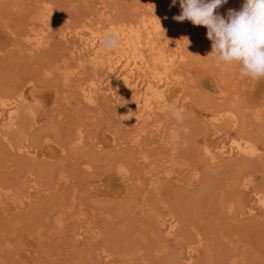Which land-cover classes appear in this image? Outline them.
Wrapping results in <instances>:
<instances>
[{
  "label": "rangeland",
  "instance_id": "rangeland-1",
  "mask_svg": "<svg viewBox=\"0 0 264 264\" xmlns=\"http://www.w3.org/2000/svg\"><path fill=\"white\" fill-rule=\"evenodd\" d=\"M181 11L179 0H0V99L23 97L16 126L0 128V264H264V207L253 197L264 189V79L202 53L207 29L174 20ZM149 18L177 56L164 100L182 108L189 132L175 139L177 122L157 106L129 123L132 104L105 92L104 69L73 34ZM32 30L44 33L40 48L24 39ZM91 80L95 104L79 90ZM235 136L257 156L221 155Z\"/></svg>",
  "mask_w": 264,
  "mask_h": 264
},
{
  "label": "bare ground",
  "instance_id": "bare-ground-1",
  "mask_svg": "<svg viewBox=\"0 0 264 264\" xmlns=\"http://www.w3.org/2000/svg\"><path fill=\"white\" fill-rule=\"evenodd\" d=\"M168 1L172 3V0H168ZM43 16L44 15H42V17ZM160 29H161V25L156 20V18L155 19L149 18L147 20L141 19L140 21L136 23H129L128 25L111 24V25H108V27L106 26V28L104 29H95V30L90 29L89 27H86L84 25L83 26L81 25V26L74 28V31H73L74 36L78 39V41L81 44V50L84 51L87 57L89 58L88 63H90L91 67L94 70L99 67L104 69L107 75V78L105 79L106 80L105 83L107 86L104 87L106 88L105 92H107L114 100H116L117 97H122L125 100L126 99L128 100L127 101L128 104H132V106L128 108L127 112L124 111L126 113L125 115H123L125 117H131L132 120L129 122L130 124L132 121L137 122V120L143 119L144 116L150 117L149 116L150 112L154 109L155 106H157L156 108L160 111L161 110L163 111L164 106H165L164 93L168 91L164 92V90L165 88L167 89V86L169 85V80H170L169 72H171L170 70L173 68L175 64V60L177 59V56L176 54H172V53L171 55H168L165 52V50L162 48V46L160 45V42L158 44L155 41V37L160 35ZM66 30L68 31V29ZM32 31L30 32V34L25 35L24 39L29 44H32L35 48H40V46L44 44L43 43L44 33H35L34 31L33 32ZM68 33H66L65 35H71ZM109 35H114V36L119 37L120 44L116 50L106 53L103 49V41H104V38ZM200 50L202 53L206 55H209L212 57L215 56V54L212 53L211 41L208 39L207 41L201 44ZM67 73L69 75L70 72L67 71ZM171 80L173 81V79ZM86 85L81 86L79 89L81 92L82 98L83 100H85L86 102L90 104L94 103V98L96 97L98 91H100L98 87L99 83L93 82L91 80V82H89V84H86ZM22 100H23V97L21 95H15L13 97L11 96V98L5 96L4 98L0 99V128L3 122L7 123V130L9 129L12 130L11 128L16 126L14 124L20 116L19 105ZM225 113L229 117H232L234 115L233 111H227ZM213 120L216 121L215 118ZM23 130H26V129H23ZM74 131L75 132L73 134V137L70 139H71V143L77 146L82 143L83 137L81 136V132L78 129ZM137 137H133L134 141L138 140L136 139ZM26 149L27 148L22 145V147H19V149L17 150L21 152ZM217 149L218 151L221 152V155H227L229 157L230 156H241V157H246V158H253L258 152L255 144L251 140H249V138H246L244 136L231 137L227 144H224L221 147H218ZM202 150L205 156L209 155V149L206 146L203 147ZM26 153L28 154V151H26ZM118 171L121 173L124 171V168L119 167ZM245 179L246 178L241 177V180H243L244 183L246 182ZM244 183L242 185H244ZM31 187L29 186L30 190H31ZM242 187H244L245 189V185ZM254 193L255 195L253 197H255L256 205L261 208L264 207V189H260L258 190L257 193L256 192ZM194 198H198V197H194ZM159 216L160 215H158V217ZM156 219H159V218H156ZM169 229H173V228L170 227ZM190 253L191 251H189V254Z\"/></svg>",
  "mask_w": 264,
  "mask_h": 264
},
{
  "label": "clouds",
  "instance_id": "clouds-1",
  "mask_svg": "<svg viewBox=\"0 0 264 264\" xmlns=\"http://www.w3.org/2000/svg\"><path fill=\"white\" fill-rule=\"evenodd\" d=\"M173 5L176 0H172ZM227 0H179L181 13L173 17L177 22L190 21L194 26L207 29L212 53L224 65H239L240 75L253 80L264 79V0H244L239 10L229 9L227 16L217 9ZM119 37L104 38L106 53L119 47ZM164 110L177 122L171 132L179 138L189 129L184 125L186 115L175 103L166 104Z\"/></svg>",
  "mask_w": 264,
  "mask_h": 264
}]
</instances>
